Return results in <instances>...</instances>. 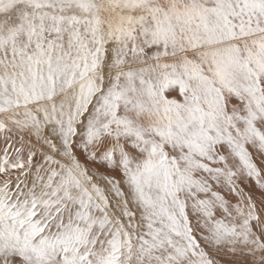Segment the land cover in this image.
Instances as JSON below:
<instances>
[{
    "label": "snow or ice",
    "instance_id": "snow-or-ice-1",
    "mask_svg": "<svg viewBox=\"0 0 264 264\" xmlns=\"http://www.w3.org/2000/svg\"><path fill=\"white\" fill-rule=\"evenodd\" d=\"M13 137L0 264H264V0H0Z\"/></svg>",
    "mask_w": 264,
    "mask_h": 264
},
{
    "label": "rangeland",
    "instance_id": "rangeland-1",
    "mask_svg": "<svg viewBox=\"0 0 264 264\" xmlns=\"http://www.w3.org/2000/svg\"><path fill=\"white\" fill-rule=\"evenodd\" d=\"M18 140L19 139L18 138H15V137H13L10 140H6V139H3L2 138V140H1L2 145H0V150L2 152H0V157H3V155L5 154V151H7L8 155L10 157V160L14 162L16 160V158H17L16 150L19 149V148H21V142L18 141ZM15 141L17 142V144L15 143ZM11 145H13L15 147H12ZM11 147L13 149H11ZM22 156H23V159L27 160L26 145H25V151L22 153ZM82 159H83V157H82ZM17 175H19V170H13V175L11 177L12 180H13V187L15 186V180H16V176ZM29 180H31V177H29ZM242 187L245 188L246 191L251 192L252 195H254L257 198H259V192L257 191V189L259 188V185L258 186H255V185H245V186H242ZM225 191H227V190L225 189ZM219 259L222 260V259H225V258H219Z\"/></svg>",
    "mask_w": 264,
    "mask_h": 264
},
{
    "label": "bare ground",
    "instance_id": "bare-ground-1",
    "mask_svg": "<svg viewBox=\"0 0 264 264\" xmlns=\"http://www.w3.org/2000/svg\"><path fill=\"white\" fill-rule=\"evenodd\" d=\"M16 138V137H15ZM2 138H0V145H2V142H1ZM19 141V140H18ZM15 143L17 144V142L15 141ZM6 146V145H5ZM12 147H15L13 145H11ZM11 147V149H13ZM10 149V148H9ZM250 151H253L252 149H250ZM0 152H2L0 150ZM253 160L254 162L257 164L258 167L264 169V156H261L259 155L257 152L253 151ZM262 175H264V172H262ZM245 185H255V186H258L256 184V181H255V178L254 177H246L242 183V186H245Z\"/></svg>",
    "mask_w": 264,
    "mask_h": 264
}]
</instances>
